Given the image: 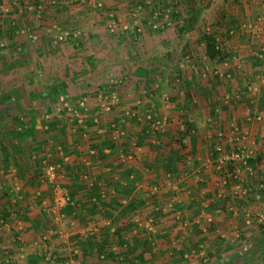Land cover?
I'll return each mask as SVG.
<instances>
[{"label":"crops","instance_id":"0c3cea01","mask_svg":"<svg viewBox=\"0 0 264 264\" xmlns=\"http://www.w3.org/2000/svg\"><path fill=\"white\" fill-rule=\"evenodd\" d=\"M223 1L225 11L221 0H0V264L183 261L187 247L209 252V240L215 260L218 248L240 240L264 203L256 188L264 180V29L252 33L264 11ZM165 5L168 14L156 12ZM207 30L222 60L204 56ZM158 45L178 61L161 67L153 55L133 56ZM107 81L117 101L96 114ZM61 82L66 97L49 96ZM86 85L88 110L77 124L55 106L75 103ZM239 149L247 169L217 167ZM46 163L68 197L59 207L58 190L41 180ZM230 165L248 181H228ZM143 239L149 249L138 259L130 247Z\"/></svg>","mask_w":264,"mask_h":264},{"label":"rangeland","instance_id":"374dc122","mask_svg":"<svg viewBox=\"0 0 264 264\" xmlns=\"http://www.w3.org/2000/svg\"><path fill=\"white\" fill-rule=\"evenodd\" d=\"M231 2L234 4V6H237V8H243L244 10V13L246 14H253L254 12H256L258 9H257V6H258V2L256 3H253L251 2L250 0H244L242 2L240 1H228V3ZM253 3V4H252ZM258 3V4H257ZM220 4H223V7L221 5V10H224L225 9H228V5H225V2L223 0H221V3ZM239 4L241 5V7H238ZM230 5V4H229ZM233 6V5H232ZM168 7V6H167ZM141 8L143 9L142 12L144 13V9L148 10V7L146 5V7L144 8V6L142 5ZM166 8V5L165 6H162V7H159L158 9H155L156 12L160 13V15H165V14H168V12H165L164 9ZM148 12V11H146ZM165 13V14H164ZM244 16V15H243ZM164 17V16H162ZM172 17V16H171ZM244 18V17H243ZM147 24L151 27H149L147 25V29L149 30H153V32L155 33V31H157L159 28H157V25L155 23H153V21L151 20H148ZM183 23H181V26H182ZM264 29V27L262 29H260V31H262ZM185 32V31H184ZM136 54L133 55V56H136V59L137 61H140V62H147L148 61V57L153 55L152 59L155 60V63L158 62V64H160V66L164 67V65H161L162 63H166V62H177L178 61V56H176L175 54H163L161 53L160 51L161 48L158 46H155V49L152 50L154 53H150V50L147 48V49H144L143 51L138 48V49H134L133 50ZM147 51H149L147 53ZM62 56H66L65 53L64 55ZM70 56V55H69ZM37 57H34V61L35 60H38L36 59ZM24 61L27 60V59H23ZM58 60L60 61V58H58ZM65 60H66V57H65ZM15 71L11 72V75L14 73ZM106 73V70H103V74ZM162 79H167V78H170V75H169V71L167 70H162V73H160ZM163 81V80H162ZM201 83V82H200ZM12 88H14L13 86H11ZM87 87V89H85ZM18 87H16L17 89ZM27 89H29L30 87H25ZM93 88V86H85L83 90V93L79 94L78 96L80 95H86L87 93H89L91 91V89ZM201 88V87H200ZM1 93H4L3 91V87L0 86V94ZM61 104L58 103L55 108H56V111H60L59 110V106ZM251 107V106H250ZM62 111V110H61ZM64 114H65V111H62ZM245 171V170H244ZM254 174V173H252ZM233 179H236V178H232ZM237 180V183L239 184H244L248 181V179H246V177H243V175H240L238 177ZM235 180V181H236ZM237 183H234V184H237ZM264 183V180L262 182H258L256 188L258 190H260V184ZM250 185V184H249ZM249 185L247 184L246 186H244L243 188L247 191L248 190V187ZM223 186V185H222ZM229 186V185H228ZM255 189L254 190V193L255 194H259V191ZM242 190V189H241ZM263 190V188H262ZM241 192V191H240ZM250 192H253V190H250ZM250 192L247 194H245L244 196L246 197V195L250 194ZM262 192V191H260ZM248 199V197H247ZM262 204L259 205V203H256L258 206H254V208H252V211H253V215L257 212H262L264 210V203L263 201L259 200ZM253 221V222H252ZM250 221L249 223V227H247L245 230H244V233L241 234V237H240V240H238L236 243H233L232 245H229L228 243L226 244H223L221 247H220V250L218 248L216 254L219 256V257H222V261L226 262V264H264V239H258V240H261L262 243H258V241L256 240L259 237H261V234L263 233V228H262V225H264V219H262L260 222H255L254 220ZM214 241V240H213ZM212 240L210 241L209 240V243L207 245H205L204 247H206V249L209 251V252H206L205 251V248H203V252H206V254L202 255L203 256H200L201 253H199V255H197L196 253L197 252H194V249L192 248H189L187 247V249H191L193 250V253H191V255L189 253H186V257L182 258L184 259L183 261H174V262H170L169 260V257H164V258H156L155 261L152 262V264H212L213 263V259H212V256H213V247L215 246V244H212L213 242ZM216 247V246H215ZM181 248V247H180ZM187 249H185L184 251H186ZM155 250H157L155 248ZM199 251V250H198ZM158 252H153L152 254H156ZM176 255V253H174ZM215 254V255H216ZM250 254V255H249ZM204 259L203 261L201 260L202 258ZM214 257V256H213ZM241 257L245 258V259H252L250 260L249 263H246V262H242L241 261ZM206 258V259H205ZM231 259V260H230Z\"/></svg>","mask_w":264,"mask_h":264},{"label":"built area","instance_id":"2783aa9c","mask_svg":"<svg viewBox=\"0 0 264 264\" xmlns=\"http://www.w3.org/2000/svg\"><path fill=\"white\" fill-rule=\"evenodd\" d=\"M254 2H258L261 6V10L264 11V0H251ZM254 26H252V33L253 34H257V32L262 29L264 27V18L260 15L257 18H255V21L253 23ZM65 34H58L57 35V40H62L63 36ZM259 50L264 51V44L262 43L259 46ZM115 86L114 83L111 81H107L104 82L102 87H100L98 89V96H97V105H95L93 107V111L94 113L98 114H104V113H108L112 106L115 105L116 101H117V97H116V90H115ZM87 103V98L86 96L80 95L79 97L76 98L75 103H71L68 101H63L60 104V108L59 110L65 111V113H67L77 124L82 123V118H84L86 116V112L88 110V107L86 106ZM77 106L78 109H76L74 106ZM155 123V122H154ZM113 126V125H112ZM113 131L115 133H117L118 128L113 129ZM121 133V132H119ZM228 161H235L238 165V167H242V168H248L247 165V154L246 151H244L243 149H239L234 151L230 156H222L220 155L217 158V167H221L224 163L228 162ZM236 173L234 172L232 173V177L236 178ZM55 178H56V166L54 163H46L42 169V174H41V180L47 182L51 189H57L56 185H55ZM263 188V190H262ZM15 189H18V187H15ZM156 187L153 186L152 190H155ZM59 192V197L54 201V207H59L61 206L66 200H67V194L63 189H57ZM260 190L262 191V193L264 194V183L260 184ZM240 194L242 196H244L245 194H247V191L245 189H242ZM262 219H264V210L262 212H257L254 214L252 220H254L255 222H260ZM248 220V222L252 221Z\"/></svg>","mask_w":264,"mask_h":264},{"label":"trees","instance_id":"16d2710c","mask_svg":"<svg viewBox=\"0 0 264 264\" xmlns=\"http://www.w3.org/2000/svg\"><path fill=\"white\" fill-rule=\"evenodd\" d=\"M193 11V10H192ZM174 13V12H173ZM172 13V14H173ZM222 27H224L223 25H221ZM226 26V25H225ZM225 28V32H227L228 30ZM227 30V31H226ZM228 33V32H227ZM233 33V31H232ZM214 33H212V31H205L201 34V38L204 42V56L207 57L208 59H216V60H222L223 58L226 57V54L223 50V48L217 44L216 40L214 39ZM231 34V33H230ZM229 35V34H228ZM261 45V44H260ZM259 45V46H260ZM224 53V54H223ZM77 56H79V54H77ZM81 57V56H80ZM80 57H78L80 59ZM81 71V69L78 70V72ZM75 74V71L73 72ZM80 73V72H79ZM140 73H142L143 75H146V71H143L141 70ZM73 74V75H74ZM78 74V73H77ZM101 86V85H99ZM48 90H47V94L49 96H52V98H56V96L58 95V97L60 98L61 96H65L67 95V92H66V88H67V85L64 83V82H61V84L59 86H55V85H49L48 87ZM29 130H26L25 132V135H28ZM17 138H21L22 135H16ZM247 165L251 164V161L250 160H247ZM232 166H228L227 167V170H225V172H227V174H229V177H228V181L229 179L233 178L232 177ZM226 187V186H225ZM123 191L126 192V188L123 189ZM239 203H242L241 201H239ZM131 208V204L129 203L127 206H125V210H129ZM262 228H263V233L261 234V237L258 236V238L256 239L258 241V243H262L261 240H258V239H264V225H262ZM116 237H117V240H115L116 242H121V234L119 233V229H117V234H116ZM133 241V240H132ZM148 243L147 241H145V239L142 240V242H135L133 241L132 245H131V249L132 250V253H134V255L137 256L138 259H140V256H141V253L145 250H148L149 248L147 247ZM142 247H145L144 249ZM147 247V248H146ZM182 249V248H180ZM181 252V251H180ZM131 253V252H130ZM250 255V254H249ZM231 260V259H230ZM250 260L252 259H245L243 257H241V261L242 262H246V263H249ZM212 264H226V262L222 261V257H218L217 259H215L213 261Z\"/></svg>","mask_w":264,"mask_h":264}]
</instances>
